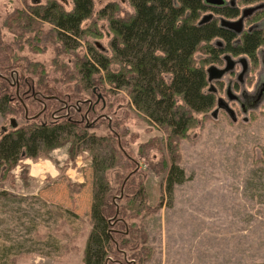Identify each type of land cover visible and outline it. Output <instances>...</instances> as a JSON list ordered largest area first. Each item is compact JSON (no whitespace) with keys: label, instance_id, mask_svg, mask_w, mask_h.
Returning a JSON list of instances; mask_svg holds the SVG:
<instances>
[{"label":"rangeland","instance_id":"1","mask_svg":"<svg viewBox=\"0 0 264 264\" xmlns=\"http://www.w3.org/2000/svg\"><path fill=\"white\" fill-rule=\"evenodd\" d=\"M52 1L0 0V44L11 47L10 63L17 72L16 78H11L13 93L16 90L19 95V79L27 80L25 89L33 87L35 91L40 90L43 80L49 82L52 94L77 103L75 81L63 84L62 74L65 63L69 69L74 67L73 52L63 50L55 39V43L47 45L40 40L33 43L30 40H34L33 33L26 30L23 34L26 36H21V31L9 27L10 17L17 11L30 14L33 7ZM56 1L65 11L74 8L72 0ZM93 3V16L82 24L85 36L78 39L81 46H77L75 53H88L89 43L111 55L109 45L114 33L99 11L113 5L110 9L115 18L128 19L135 9L129 0H93ZM234 3L241 12L264 6V0ZM256 11L251 18L244 19L245 32L264 29V10ZM42 26L46 32L52 27L48 23ZM71 39L68 40L71 45L75 44ZM231 57L238 73L243 68L241 59H246L250 68L244 82L226 74L213 83L217 89L222 85L218 97L228 103L235 119L216 105L206 115L195 114V122L185 137L169 140L167 131L151 125L132 105L128 93L120 90L109 96L113 103V110L106 116L109 122L101 119L90 129V133L98 136L113 137L112 146L119 149L120 144L127 156L122 155L121 164L108 171L111 188L108 199L114 211L118 209L132 217L129 223L133 229L147 234V254L140 256L143 262L137 258V263L132 264L264 263V95L259 97L264 90V42L255 57L244 54ZM196 58L207 59L205 68L226 66L223 57L215 62L204 48L197 52ZM30 61L32 66L28 64ZM233 83L235 91L231 92L239 97L237 102L230 101L226 94L227 85ZM88 96L83 93L81 98ZM21 105L25 107L24 103L14 102L12 113L0 114V140L10 131L50 122L56 109L51 106L47 110L49 103L41 105L32 100L27 102L25 111L20 110ZM100 112L97 108L95 115L101 116ZM92 120L95 118L90 117ZM112 122L114 134L109 132ZM71 150L72 143L63 142L50 151L43 149L36 159L23 157L15 165L0 166V264H84L93 229V154L88 149L80 153ZM105 152L111 153L109 146ZM172 156L186 180L175 185L169 195L166 181ZM36 164L50 169L35 171ZM134 170L135 175L125 184L121 177ZM121 196L125 198L121 200ZM116 201L117 205L113 203ZM142 241L138 238L139 246H143ZM131 253L137 254V250ZM109 255L115 257L113 253Z\"/></svg>","mask_w":264,"mask_h":264},{"label":"trees","instance_id":"2","mask_svg":"<svg viewBox=\"0 0 264 264\" xmlns=\"http://www.w3.org/2000/svg\"><path fill=\"white\" fill-rule=\"evenodd\" d=\"M72 1V11H65L54 0L45 6L33 7L30 14L21 10L10 17L12 21L9 18V27L21 31V36H26L23 35L26 30L28 34L33 33L34 40L30 39L33 43L40 40L47 45L57 40L63 50L73 52L74 67L69 69L65 63L62 66L65 73L62 74L65 76L63 84L75 81L77 103L52 94L49 82L44 83L43 80L40 90L35 91L33 87L25 89L27 80L19 79V95L16 90L13 93L11 78H16L17 72L14 64L10 63L11 47L0 44V114L12 113L14 102L24 103L25 107L21 105L20 110L25 111L27 102L31 100L41 105L49 103L47 110L51 106L52 110L56 108L50 122L43 121L31 128L10 131L2 137L0 166L15 165L23 157L36 159L43 149L50 151L63 142L72 143L71 152L90 150L93 154V229L86 245L84 264H132L137 263V258L143 262L140 256L147 254V234L131 227L129 221L132 217L127 213L118 209L114 211L109 206L113 204L108 199L111 191L108 171L121 164L122 155L127 156L120 144L119 149L112 146L110 141L113 137L98 136L90 133V129L95 128L101 119L109 122L106 116L113 110L109 96H113L115 91L125 90L135 109L151 125L167 131L169 140L185 137L195 122V114H208L218 102L217 88L208 79L207 69L210 66L205 68L207 59L198 60L197 52L204 48L215 62L232 54L255 57L264 42V29L258 27L245 32L244 28L237 34L222 26L221 17L236 19L241 16L237 3L213 6L204 0H129L135 14L128 19L115 18L110 9L113 5L99 11V16L108 19L114 33L109 45L111 55L89 43L88 53L81 55L75 51L80 45L78 39L85 36L83 22L93 16L94 3L93 0ZM244 1L251 3L254 0ZM209 14L211 18L202 22ZM42 23L52 27L46 32ZM69 39L75 44L71 45ZM17 45H20L19 42ZM31 63L28 64L32 66ZM210 83L215 90L208 87ZM83 93L89 96L81 98ZM90 99L94 105L98 101L95 111L89 107ZM97 108L102 111L99 119L95 115ZM90 117H94L95 122H90ZM109 132L114 134L113 122L109 125ZM108 146L110 154L105 152ZM171 151L176 152L173 147ZM127 162L132 163L130 159ZM124 166L129 168L128 164ZM167 171L166 193L171 195L175 185L182 184L186 177L175 156H172ZM135 173L136 170L121 178L126 184ZM138 192L143 194L141 190ZM113 203L117 205L118 201ZM138 238L143 240V246L138 245ZM136 250L137 254L131 253ZM110 253L115 257H110Z\"/></svg>","mask_w":264,"mask_h":264},{"label":"water","instance_id":"3","mask_svg":"<svg viewBox=\"0 0 264 264\" xmlns=\"http://www.w3.org/2000/svg\"><path fill=\"white\" fill-rule=\"evenodd\" d=\"M207 4L210 5H215V6H221V5H225L226 0H204ZM235 0H231V3L234 4ZM258 7H254V8H249L243 11L242 16L239 20L237 21H230L227 19H222L221 20V25L228 27L230 29H232L235 33L239 34L242 32L243 27H244V19L246 17H248L253 11H255ZM211 18V15H206L204 17V19L202 20V22L209 20ZM225 61H226V66L224 68H219L217 66H210L207 69V74H208V79L210 82L213 81H217V80H221L222 77L225 75L226 72L230 71L233 69L234 65H235V61L232 59V57L230 55H226L225 56ZM242 66H243V71L242 74L246 72L247 70V61L246 59H242ZM212 90H215V87L212 86ZM230 98L233 97L231 90L229 89L228 91ZM217 106L218 109L219 108H224L229 114L230 116L235 119V113L232 109H230V107L228 106V103H226V101H224L223 99H219L217 102ZM218 109L213 113V115H216ZM27 111V110H26ZM27 113V112H26Z\"/></svg>","mask_w":264,"mask_h":264},{"label":"flooded vegetation","instance_id":"4","mask_svg":"<svg viewBox=\"0 0 264 264\" xmlns=\"http://www.w3.org/2000/svg\"><path fill=\"white\" fill-rule=\"evenodd\" d=\"M261 7V6H260ZM262 8H264V7H261V8H259L258 7V9H262ZM258 9H256L257 11H258ZM255 10V11H256ZM255 11H253V12H255ZM256 11V12H257ZM252 12V13H253ZM251 13V14H252ZM250 14V15H251ZM249 15V16H250ZM242 60V59H241ZM242 63V62H241ZM243 67V66H242ZM250 67L247 65V70H246V72L245 73H243L242 74V71H243V68H242V71H241V73H238L237 72V69H236V65H234V67H233V69L232 70H230V71H228V72H226L225 73V75L227 74L231 79H234L235 77H236V79L237 80H239L240 82H244V78L246 77V75H247V73L249 72V69ZM224 75V76H225ZM223 76V77H224ZM222 77V78H223ZM219 81H221V80H217V81H215V82H219ZM230 82V81H229ZM235 84L237 83L236 81L234 82ZM234 83L232 84V86H231V84H229V85H227V91H226V94H227V96H228V98L230 99V101H232V102H237L238 100H239V97L236 95V94H234L233 92H232V95H233V97L232 98H230V95H229V93H228V91H229V89L232 91H235L234 90ZM220 90H222L221 88L219 89H217L216 91H217V93L220 91ZM264 95V90H262L261 91V93H260V95H259V97H262ZM220 97H218V99H219ZM98 103V101L96 102V104ZM88 104H89V107H90V109H92L93 111H95V108H96V104L94 105L93 104V101L90 99L89 100V102H88ZM241 106L242 107H245V105H244V103H242L241 104ZM88 113V112H87ZM87 116H89V114L87 115ZM85 118H87L86 116H84Z\"/></svg>","mask_w":264,"mask_h":264},{"label":"bare ground","instance_id":"5","mask_svg":"<svg viewBox=\"0 0 264 264\" xmlns=\"http://www.w3.org/2000/svg\"><path fill=\"white\" fill-rule=\"evenodd\" d=\"M43 168H44V169H47V168L49 169V167H46V166L43 167V165H41V164H36L34 170H35V171H40V170H42ZM40 172H41V171H40Z\"/></svg>","mask_w":264,"mask_h":264},{"label":"crops","instance_id":"6","mask_svg":"<svg viewBox=\"0 0 264 264\" xmlns=\"http://www.w3.org/2000/svg\"><path fill=\"white\" fill-rule=\"evenodd\" d=\"M49 169H50V168H49ZM49 169H48V170H49Z\"/></svg>","mask_w":264,"mask_h":264}]
</instances>
